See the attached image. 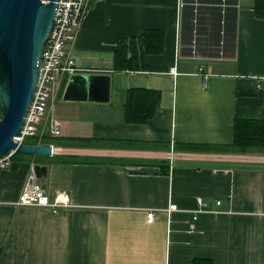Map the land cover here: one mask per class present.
I'll return each instance as SVG.
<instances>
[{"label": "crops", "instance_id": "crops-1", "mask_svg": "<svg viewBox=\"0 0 264 264\" xmlns=\"http://www.w3.org/2000/svg\"><path fill=\"white\" fill-rule=\"evenodd\" d=\"M236 1L235 54L216 57L194 42L207 0L87 2L73 43L77 73L108 74L110 99L66 100L64 77L43 136L31 137L52 144L53 155L16 156L1 175L0 264H264V155L223 147L237 109L264 115V18L255 0ZM149 28L164 30L163 53L145 51ZM124 37L137 40L139 70H113ZM132 88L161 93L146 123L125 119ZM56 121L72 138L66 144L52 141ZM35 164L47 166V192L67 191L71 207L53 214L15 204ZM199 198L207 212L194 220Z\"/></svg>", "mask_w": 264, "mask_h": 264}, {"label": "water", "instance_id": "water-1", "mask_svg": "<svg viewBox=\"0 0 264 264\" xmlns=\"http://www.w3.org/2000/svg\"><path fill=\"white\" fill-rule=\"evenodd\" d=\"M57 0H0V159L12 152L52 156L50 143L18 141L37 90L41 55L53 25ZM111 95L108 74L71 75L64 98L106 102ZM37 177L47 166L35 164ZM46 188L47 184H43Z\"/></svg>", "mask_w": 264, "mask_h": 264}, {"label": "trees", "instance_id": "trees-1", "mask_svg": "<svg viewBox=\"0 0 264 264\" xmlns=\"http://www.w3.org/2000/svg\"><path fill=\"white\" fill-rule=\"evenodd\" d=\"M211 5L202 6L196 24V46L202 54L208 56H224L235 54L237 40V1L226 0L223 7L222 0H207ZM221 1V2H219ZM189 13L183 24L184 45L190 49L194 24L191 18L194 16L191 6L187 7ZM224 9V13L222 10ZM255 10L258 17L264 18V0H255ZM144 48L147 53L161 54L165 49V32L162 29H146L144 32ZM140 69V57L137 40L135 37L122 38L114 51L113 70L136 71ZM161 93L156 90L132 88L128 90L125 104V119L129 123H146L156 113L160 105ZM242 110L236 112L234 123V137L231 144L223 146L226 150L238 153L257 151L264 153V115L250 112L243 113L247 117H241ZM27 137L24 143L39 144V140L29 141ZM72 138L53 137L52 141L66 144ZM52 143V142H51ZM16 156H29L19 152ZM1 254V253H0ZM1 256V255H0Z\"/></svg>", "mask_w": 264, "mask_h": 264}, {"label": "built area", "instance_id": "built-area-1", "mask_svg": "<svg viewBox=\"0 0 264 264\" xmlns=\"http://www.w3.org/2000/svg\"><path fill=\"white\" fill-rule=\"evenodd\" d=\"M88 1L57 0L53 25L42 50L40 76L35 97L27 113L22 135L16 138L20 142H24L27 137L43 136L38 132V128L48 110L51 99L60 90L64 77L79 71L73 54V43L83 22ZM194 42L196 43V40ZM52 135L57 137L62 135L60 124L57 121L52 126ZM14 153L0 159V180L2 173L13 164ZM220 203L221 201L217 202V204ZM15 204L43 207L49 209L53 214H58L64 208L71 207L72 201L70 194L64 190H57L51 196L37 177L33 165ZM170 209H176V205L171 204ZM203 212H207V210L199 198L198 207L193 211V219L196 220ZM155 216L154 211L147 212V221L152 223Z\"/></svg>", "mask_w": 264, "mask_h": 264}, {"label": "rangeland", "instance_id": "rangeland-1", "mask_svg": "<svg viewBox=\"0 0 264 264\" xmlns=\"http://www.w3.org/2000/svg\"><path fill=\"white\" fill-rule=\"evenodd\" d=\"M243 113L248 114L250 112L248 110L241 112V117H247L246 115H243ZM38 132H40V128H38ZM29 141H34V138H30ZM250 152H251L252 155H256V156L257 155L258 156L264 155V153H260V152H257V151H250Z\"/></svg>", "mask_w": 264, "mask_h": 264}, {"label": "bare ground", "instance_id": "bare-ground-1", "mask_svg": "<svg viewBox=\"0 0 264 264\" xmlns=\"http://www.w3.org/2000/svg\"><path fill=\"white\" fill-rule=\"evenodd\" d=\"M196 55V54H195Z\"/></svg>", "mask_w": 264, "mask_h": 264}]
</instances>
